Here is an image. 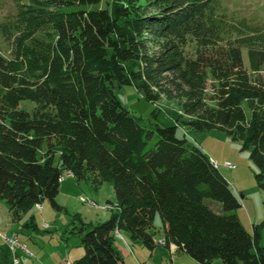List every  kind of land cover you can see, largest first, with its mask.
I'll list each match as a JSON object with an SVG mask.
<instances>
[{"label":"trees","instance_id":"1","mask_svg":"<svg viewBox=\"0 0 264 264\" xmlns=\"http://www.w3.org/2000/svg\"><path fill=\"white\" fill-rule=\"evenodd\" d=\"M14 1L0 26L12 46L10 58L0 54V200L10 221L45 201L62 210L55 199L69 175L115 196L105 222L77 231L84 254L74 264H121L122 233L152 251L157 213L161 245L198 264H264V217L249 234L235 214L207 208L204 199L226 213L240 205L210 158L176 137L177 127L223 132L249 152L264 192V41L223 43L216 0ZM124 86L172 104L174 125L146 129L115 96Z\"/></svg>","mask_w":264,"mask_h":264},{"label":"rangeland","instance_id":"2","mask_svg":"<svg viewBox=\"0 0 264 264\" xmlns=\"http://www.w3.org/2000/svg\"><path fill=\"white\" fill-rule=\"evenodd\" d=\"M216 1L219 14L221 17L224 16L220 18L221 30L222 33H225L222 34L224 39L222 42L225 43L228 38L232 41L235 40L237 43L246 39L247 41L244 43L251 44L250 42H252L255 46L262 48L260 42L264 41V0ZM15 13L14 0H0V26ZM240 49L243 64L248 66L247 45L240 43ZM0 54L7 58H10L12 54L11 43L2 36L1 29ZM114 94L127 110L142 119L143 126L146 129H154L153 124L165 127L174 125L172 118L166 112V108H171L172 104H168L163 100L152 104L146 101L132 86L115 88ZM19 108L30 111L32 105L21 102ZM154 110H157L156 118L152 116ZM176 137L178 139L185 138L188 144L201 149L210 158L211 162L215 163L222 176L229 182L231 191L240 206L236 211L226 213L222 205L216 201L204 199V205L218 215L235 214L244 229L249 234H253V225L259 224L264 217V192L255 182L256 168L249 158V152L242 151L238 142L230 140L220 131H192L177 127ZM156 139L154 135L150 147L153 146ZM2 202L5 203L0 200V203ZM55 202L62 210L53 209L48 201L43 204L58 215L55 224L65 232L70 249H73V246L80 245L81 235L77 234V231L81 229L83 224L85 230H88L87 228L103 223L109 218L108 202L114 204L115 196L112 187L107 183L94 188L90 183L78 185L72 176L64 175ZM36 209L40 210L41 206H36L28 213L31 215V213L38 212ZM153 225L158 232L155 238L161 239L164 231L158 213L155 215ZM47 227L44 224V228ZM261 235L260 244L264 245V231ZM5 245L9 251L8 245L6 243ZM10 257L9 252V264ZM69 262L74 264L71 261Z\"/></svg>","mask_w":264,"mask_h":264},{"label":"crops","instance_id":"3","mask_svg":"<svg viewBox=\"0 0 264 264\" xmlns=\"http://www.w3.org/2000/svg\"><path fill=\"white\" fill-rule=\"evenodd\" d=\"M57 218L51 208L42 204L38 212L27 213L13 223L6 203H0V233L8 237L16 236L26 247V252L17 253L20 264H62L64 260L74 263L83 256L80 245L70 249L65 232L55 224ZM44 224L48 227L44 228ZM162 240L163 237L156 239L158 244L149 251L139 243H132L126 234H120L115 244L122 257L121 264H198L188 255L177 252L173 246H162ZM0 264H9V251L1 238ZM213 264L222 263L214 261Z\"/></svg>","mask_w":264,"mask_h":264},{"label":"built area","instance_id":"4","mask_svg":"<svg viewBox=\"0 0 264 264\" xmlns=\"http://www.w3.org/2000/svg\"><path fill=\"white\" fill-rule=\"evenodd\" d=\"M214 167H217L214 162H212ZM0 238L8 245L9 252H10V264H20L19 258L17 257L18 252H26L25 245L19 241L16 236H5L0 233ZM163 244V242H160ZM62 264H67L65 260Z\"/></svg>","mask_w":264,"mask_h":264},{"label":"bare ground","instance_id":"5","mask_svg":"<svg viewBox=\"0 0 264 264\" xmlns=\"http://www.w3.org/2000/svg\"><path fill=\"white\" fill-rule=\"evenodd\" d=\"M67 264H71L69 261H65Z\"/></svg>","mask_w":264,"mask_h":264}]
</instances>
